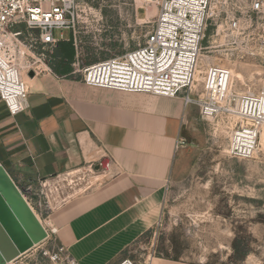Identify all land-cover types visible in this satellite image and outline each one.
I'll list each match as a JSON object with an SVG mask.
<instances>
[{
	"label": "crops",
	"instance_id": "obj_1",
	"mask_svg": "<svg viewBox=\"0 0 264 264\" xmlns=\"http://www.w3.org/2000/svg\"><path fill=\"white\" fill-rule=\"evenodd\" d=\"M68 42L29 84L26 108L11 116L0 102V166L15 184L93 169L96 186L61 203L48 218L59 244L77 264H117L157 224L179 167L175 145L185 125L200 127L180 99L87 86L70 75ZM88 65V64H87ZM188 112L191 115L188 117ZM197 131V130H196ZM95 171V170H94ZM149 264H192L154 257Z\"/></svg>",
	"mask_w": 264,
	"mask_h": 264
},
{
	"label": "built area",
	"instance_id": "obj_2",
	"mask_svg": "<svg viewBox=\"0 0 264 264\" xmlns=\"http://www.w3.org/2000/svg\"><path fill=\"white\" fill-rule=\"evenodd\" d=\"M139 1L146 14L149 10L155 12L153 28L144 41L120 55L102 59V48L98 46L93 51L97 61L82 66L80 60L92 56L82 50L92 41L96 43V38L83 42L86 38L80 36L83 27L79 25L86 22L78 20V0H0V102L8 113L15 116L26 108L29 88L24 78H29V72L34 77L51 73V56L58 44L72 42L76 54L70 75L83 84L180 99L183 109L195 108L201 121L221 126L228 140V158L255 159L264 124V87L238 92L231 69L207 65L202 70L200 60L209 31L216 37L237 39L262 19L264 0ZM19 26L23 29H17ZM56 30L69 31L71 39L54 38ZM258 38L255 47L262 49L264 34ZM180 145L178 140L175 151ZM58 178L38 180L36 185L15 184L46 238L5 264H77L58 243L57 230L48 224L54 210L49 201L50 188L59 191L54 183ZM130 253L117 264H149L154 258L149 256L139 262Z\"/></svg>",
	"mask_w": 264,
	"mask_h": 264
},
{
	"label": "rangeland",
	"instance_id": "obj_3",
	"mask_svg": "<svg viewBox=\"0 0 264 264\" xmlns=\"http://www.w3.org/2000/svg\"><path fill=\"white\" fill-rule=\"evenodd\" d=\"M78 4V20L86 22L79 25L83 27L80 36L86 38L83 42L96 38V43L92 41L83 48V54L92 56L81 59L82 66L97 61L93 51L98 46L102 48L101 59L120 55L142 43L153 28L155 12L149 10L146 14L139 0H78ZM213 34L209 31L205 40L201 69L207 65L225 66L232 70L238 92L261 90L264 48L255 46L258 36L264 34V15L237 39ZM53 35L64 41L71 39L67 30H56ZM193 116L200 120L198 112ZM199 125L191 133L193 126L188 125L186 130L183 125L181 147L174 151L177 165L187 171L172 179L157 224L130 248V257L139 262L149 256H163L192 264H264L262 140L259 138L255 159L233 160L227 156L228 140L221 126L201 120ZM95 173L93 169H82L54 180L59 191L50 188L51 207L55 209L96 186L101 179L96 181Z\"/></svg>",
	"mask_w": 264,
	"mask_h": 264
},
{
	"label": "water",
	"instance_id": "obj_4",
	"mask_svg": "<svg viewBox=\"0 0 264 264\" xmlns=\"http://www.w3.org/2000/svg\"><path fill=\"white\" fill-rule=\"evenodd\" d=\"M28 77L34 78L29 72ZM109 160L101 159L95 171H106ZM46 234L9 174L0 166V264L12 261L41 243Z\"/></svg>",
	"mask_w": 264,
	"mask_h": 264
},
{
	"label": "bare ground",
	"instance_id": "obj_5",
	"mask_svg": "<svg viewBox=\"0 0 264 264\" xmlns=\"http://www.w3.org/2000/svg\"><path fill=\"white\" fill-rule=\"evenodd\" d=\"M44 69V67H42ZM233 74V73H232ZM24 80L27 82V84H29V82L32 80L30 78L25 77ZM240 81L243 83V78L240 79ZM243 85V84H242ZM244 86V85H243ZM246 86V85H245ZM29 87V86H28ZM260 138L262 140V146L264 149V124L262 125L261 129H260Z\"/></svg>",
	"mask_w": 264,
	"mask_h": 264
},
{
	"label": "trees",
	"instance_id": "obj_6",
	"mask_svg": "<svg viewBox=\"0 0 264 264\" xmlns=\"http://www.w3.org/2000/svg\"><path fill=\"white\" fill-rule=\"evenodd\" d=\"M68 44H70V45H72V42H68ZM70 55V57L71 58H73L74 56V51H73V48H72V46H70V53H69ZM51 68V67H50ZM70 69V73L72 72V68H69ZM51 70L53 71V72H55V73H57L58 74V70L57 69H55V71H54V68H51Z\"/></svg>",
	"mask_w": 264,
	"mask_h": 264
}]
</instances>
